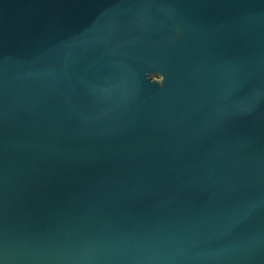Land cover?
<instances>
[{
    "label": "water",
    "instance_id": "95a60500",
    "mask_svg": "<svg viewBox=\"0 0 264 264\" xmlns=\"http://www.w3.org/2000/svg\"><path fill=\"white\" fill-rule=\"evenodd\" d=\"M0 264H264V0H0Z\"/></svg>",
    "mask_w": 264,
    "mask_h": 264
}]
</instances>
